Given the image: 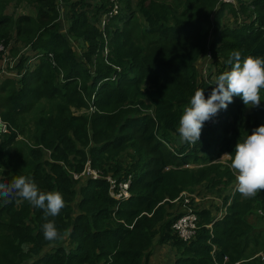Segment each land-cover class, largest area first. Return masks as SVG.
Wrapping results in <instances>:
<instances>
[{"label":"trees","instance_id":"obj_1","mask_svg":"<svg viewBox=\"0 0 264 264\" xmlns=\"http://www.w3.org/2000/svg\"><path fill=\"white\" fill-rule=\"evenodd\" d=\"M120 1L123 26L110 24L118 16L101 25L109 0H61L69 15L63 33L57 0H0V42L7 48L17 41L32 54L17 66L19 81L0 85V115L11 127L0 136V182L24 175L41 191H59L66 202L54 218L61 238L48 242L42 210L21 199H0V264H151L158 250L172 254L171 264L250 258L244 238L254 235L250 217L262 213L264 189L244 198L235 187L219 220L210 209H196L200 229L188 243L172 229L185 212L171 209L182 193L203 183L235 184L231 161L213 162L234 155L236 143L264 125V103L250 114L234 97L216 123L203 125L196 144L183 142L178 132L195 91L204 89L207 99L214 87L213 75L200 80L204 70H230L234 50L264 57V0H235L251 15L228 25L224 19L238 12L223 0H178L181 7L164 0ZM133 3L137 10L131 11ZM136 13L146 47L143 37L133 41L126 24ZM37 56L36 67L23 72ZM73 108L93 111L76 115ZM88 160L101 178L75 180L72 173H81ZM20 162L25 168H17ZM108 176L118 183L131 178L129 199L110 196Z\"/></svg>","mask_w":264,"mask_h":264},{"label":"clouds","instance_id":"obj_2","mask_svg":"<svg viewBox=\"0 0 264 264\" xmlns=\"http://www.w3.org/2000/svg\"><path fill=\"white\" fill-rule=\"evenodd\" d=\"M119 5L120 10L118 14L112 18H107V21H104V16L111 10L112 6L109 0L106 12L100 16L101 25L102 22H105L106 24L110 19L120 15L122 8L120 0ZM62 8L64 7L61 2L60 19ZM61 22H63L62 19ZM65 31H67V28ZM0 43L3 44V42ZM6 49L7 53L0 54L2 59L0 60V67L2 66L5 57H7L8 62L11 63V68L15 67L13 66L14 59L11 57V46L8 45ZM22 52L23 49H20V52L16 57L20 59V61L23 57ZM38 60L39 57L37 56L35 60L31 59L29 61L38 62ZM8 62L5 67L7 74H5V77L2 80L9 77L8 79L19 81L22 77V73L18 72V68L14 73L8 71ZM228 63L231 66L230 70L219 74L215 78L214 87L207 99L204 96V89L198 88L191 97L189 103L183 107L182 115L179 118L178 128L180 138L183 142L190 144H196L199 142L204 123L212 120L220 110H226L228 105L233 102L234 97H239L246 107H259L261 103L260 92L264 89V57H253L250 55L242 56L241 51L234 50L230 54ZM26 69L27 68H24L23 72H25ZM92 111L93 110L91 109L89 114H91ZM0 117L2 118L1 115ZM2 120L4 121L3 118ZM18 140H22V138L18 137ZM225 157L231 161L230 167L235 170L234 175L237 182V191L242 197H255L259 194L260 190L264 189V125L253 129L251 135L247 134L240 139L235 145L234 155L224 154L219 160H223ZM87 163H90L91 168L94 169L90 160H88L86 164ZM81 173L78 174L80 175ZM186 195L189 196L191 194H186V192H184L181 197H185ZM0 199H3L5 202H10L14 199H21L27 201L32 207L42 210L44 214L43 219L45 220V223L42 225L44 239L48 242H55L61 238V233L56 227L54 218L60 214L63 208H65L66 202L59 191H41L38 185L29 177L17 175L13 177L10 183L0 182ZM191 202L200 206V203H195L194 200ZM230 203L231 202H229L228 205H230ZM186 206L188 210L191 208L196 212V209L192 208L190 203H186ZM227 207L228 206H224L226 209L221 212L216 220L222 219L227 214ZM187 212L188 211H185V214ZM48 248L49 247L46 249ZM225 258H227V261L225 263L223 261V264H227L229 261L228 257Z\"/></svg>","mask_w":264,"mask_h":264},{"label":"rangeland","instance_id":"obj_3","mask_svg":"<svg viewBox=\"0 0 264 264\" xmlns=\"http://www.w3.org/2000/svg\"><path fill=\"white\" fill-rule=\"evenodd\" d=\"M58 4L61 3V0H57ZM166 3H169L171 5H175L177 7H181L182 3L179 2L178 0H164ZM249 0H245V2H248ZM235 6L237 7V12L238 14H228V16L224 19V25H228V24H232L234 21L236 23H243L246 20H248V17H250L251 13L247 12L246 14L243 13V11H241L239 9V4L237 5V3L235 2ZM121 13L118 16V18H116L115 20H113L112 22H110L111 25L115 26V25H121L123 26L122 22L123 20H121V16H123V5L121 3ZM63 10V8H62ZM132 10H137L136 9V5L135 3H133V5L131 6V11ZM130 12V11H129ZM125 13V11H124ZM8 16L13 17L14 19L16 18V16L12 13V10L9 9L7 12ZM27 14H30L29 11L27 10ZM134 15L131 19H129L127 21V26L128 29L131 30L132 32V39L135 43H139V40L142 39L143 37V42L141 44L142 47H146L147 44L149 43L147 39L144 38V22L143 20L139 17V15L136 14H132ZM69 25L68 20H66L65 22H62V27H63V33H65V29L67 28V26ZM150 41V39H149ZM71 42L74 44V42L80 46L81 48L85 47V44L82 43L80 40H77L75 38L71 39ZM11 48L14 49L15 55H11V57L14 59V65L15 67L11 68V63L8 62V71L14 73L15 70L17 69V66L20 62V59L16 58L17 54L20 52V49H23V56H28L29 58L32 56L31 54V50H29V48L25 47L24 45L20 44L17 41L11 40L10 42ZM81 53H84V49L81 50ZM0 60L1 57H0ZM16 60V61H15ZM38 64V62L36 61H28L26 64L25 68H30L33 69L36 67V65ZM30 66V67H29ZM201 68V66H200ZM205 71V75L200 76V80L202 82H204L205 80H207L208 76H214L213 80L211 82L215 83V78L219 75L218 72V68L215 70L214 67H212L210 69V71ZM210 72V73H209ZM9 77H6L5 80H8ZM3 80V81H5ZM0 82V85L2 84V82ZM263 90H261L260 95H261V103H264V97H263ZM260 103V104H261ZM43 104L48 106L49 102L43 101ZM255 107H248V112L250 114H253ZM72 112L75 113L76 115H88L91 112V109H72ZM32 127V125H31ZM30 127V128H31ZM21 138H23L26 142L30 143L29 138L27 136H20ZM48 158H46L47 160ZM220 159V158H219ZM219 159H215L213 163H218V162H226L228 161V158H224L223 160H219ZM193 166H191L192 168ZM17 168H25L24 164L22 162L17 164ZM219 180V179H218ZM215 181V183H217V181ZM219 182V181H218ZM206 183H203L202 185L198 186L196 191L194 192H186V194H191V195H198V197H200L202 199L200 206L195 205L193 202L190 203L186 202V198L188 197L187 195L185 197L182 196L181 200L178 201L176 204L178 205L177 209H175V207L173 209H171V211H175L176 214H180L181 212H185V211H189L187 209L186 203H190L191 207L194 209H202V207L210 209V211H212L214 218H217L220 216L221 212L224 211L226 208H224V202H225V198L226 197H231L233 195V193L235 192V187H237V182L233 185H226V184H221L218 183L216 185V188H212V184L211 187L210 185H207ZM262 213H254L251 217L250 220L252 221L255 230H254V235L251 234L249 237L244 238V240H248V247L246 249L247 254L249 255V259L248 260H244L241 261L240 263L237 264H264V209L261 210ZM182 213V214H183ZM68 244V242L65 243V245ZM163 251H157V253H155L154 259L151 262V264H171L170 260L172 259V254L169 253L168 251H166L164 254H162Z\"/></svg>","mask_w":264,"mask_h":264},{"label":"built area","instance_id":"obj_4","mask_svg":"<svg viewBox=\"0 0 264 264\" xmlns=\"http://www.w3.org/2000/svg\"><path fill=\"white\" fill-rule=\"evenodd\" d=\"M226 4H234L235 0H223ZM112 6L111 10L104 16V21H107V18H112L116 16L120 10L119 0H110ZM105 24V22H102V24ZM1 53H7V49L5 46L0 43V54ZM8 62V58L5 57L2 63V66L0 67V81L5 77V74H7V71L5 70L6 63ZM1 65V63H0ZM219 118V113L212 118V120L205 122L204 124L211 125L213 123H216V119ZM10 127L9 124L2 120L0 117V136L8 133ZM75 180H81L83 178H93L94 180H97L101 178V172L95 169L91 168L90 163H87L85 165V168L83 172L79 175L77 173H72ZM107 181L110 184V196L115 199L116 201H123L130 198V186H131V178H129L128 181L125 182H117V179L108 176ZM194 200L195 203H201L202 199L196 195H189L186 197V202L191 203V201ZM199 217L197 213L193 209H189V211L179 217L175 223L173 224L172 228L174 232L177 234L179 239H181L184 242H190L193 240L198 230L200 229L199 225ZM227 261V258H225L224 263Z\"/></svg>","mask_w":264,"mask_h":264},{"label":"crops","instance_id":"obj_5","mask_svg":"<svg viewBox=\"0 0 264 264\" xmlns=\"http://www.w3.org/2000/svg\"><path fill=\"white\" fill-rule=\"evenodd\" d=\"M61 19L65 22L66 20H69V15H68V11L66 8H63L62 12H61ZM168 250H170V247H167ZM172 250V249H171ZM173 252V250H172Z\"/></svg>","mask_w":264,"mask_h":264}]
</instances>
